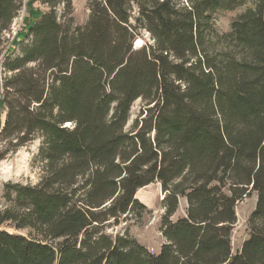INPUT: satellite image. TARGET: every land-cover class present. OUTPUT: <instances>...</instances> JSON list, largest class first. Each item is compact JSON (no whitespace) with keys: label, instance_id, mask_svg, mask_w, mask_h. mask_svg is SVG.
Instances as JSON below:
<instances>
[{"label":"trees","instance_id":"16d2710c","mask_svg":"<svg viewBox=\"0 0 264 264\" xmlns=\"http://www.w3.org/2000/svg\"><path fill=\"white\" fill-rule=\"evenodd\" d=\"M41 2L21 56L0 58V136L38 137L42 164L35 185L4 187L0 224L26 234L0 230V264H264V0H87L84 25L72 0ZM247 4L216 32L214 13ZM21 8L0 0V50ZM141 31L152 43L135 48ZM155 182L156 254L129 227L106 233L141 218L136 192ZM251 192L250 234L232 254Z\"/></svg>","mask_w":264,"mask_h":264},{"label":"rangeland","instance_id":"374dc122","mask_svg":"<svg viewBox=\"0 0 264 264\" xmlns=\"http://www.w3.org/2000/svg\"><path fill=\"white\" fill-rule=\"evenodd\" d=\"M42 0H22V8L16 19L11 24L10 30L6 33L4 44L1 47L0 58L2 61L8 56L13 59L21 56L24 46L30 42V37H24L27 33V26L35 20L38 14L49 10L48 6L42 4ZM247 5L236 8L232 11H219L213 15V27L219 34L230 32V25L239 15H241ZM58 15L63 11L62 5L56 8ZM89 10L87 0H72V17L76 25H84L88 19ZM144 43L151 44L152 41L147 32L141 31L139 37L134 42L135 48H140ZM6 75H10L6 74ZM5 74L2 72L1 78ZM144 103L136 100L130 110V117L127 129L143 109ZM6 109L0 108V129L4 124ZM14 139H4L0 136V211L3 210L7 202L4 199V187L7 183H19L22 185H35L42 176V164L36 160L41 139L38 137L23 145L14 144ZM138 201L146 207L140 219L133 218L131 222H122L119 226L106 229L108 234H116L124 228L129 227V234L141 245L152 253H158L164 239L160 232L161 217L165 212L163 197L159 183H152L136 192ZM257 200L256 192H251L243 197L235 206L236 222L231 231V253H237L242 243L248 239L250 229L248 228V218L255 208ZM185 201L180 199L177 212L171 220L182 217L185 214ZM8 230L19 234H26L25 230H15L11 224H0V230Z\"/></svg>","mask_w":264,"mask_h":264}]
</instances>
